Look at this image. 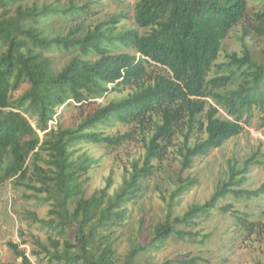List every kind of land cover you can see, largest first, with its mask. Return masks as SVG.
Segmentation results:
<instances>
[{"label": "trees", "instance_id": "16d2710c", "mask_svg": "<svg viewBox=\"0 0 264 264\" xmlns=\"http://www.w3.org/2000/svg\"><path fill=\"white\" fill-rule=\"evenodd\" d=\"M24 1L0 0V184L27 179V190L53 201L52 218L37 220L55 234L48 235L46 244L36 241L47 264H117L106 231L123 223L129 205L139 198L143 180L152 175L154 163L164 159L176 132L183 138L181 174L192 168L194 159L206 157L237 137L243 125H249L253 108H264V65L253 60L249 49L217 64L222 42L246 14L247 0H139L134 22L146 30L143 34L134 28L119 31L127 19L122 14L86 30L79 25L66 34H53L48 29L52 20L75 21L90 13V4L79 7L70 2L61 8L46 3L23 6ZM255 18L256 25L245 28L244 37L250 31L264 37V12ZM54 52L69 56L60 69L51 56ZM149 68L161 72H149ZM225 68L229 72L221 74ZM236 80L239 83L232 87ZM22 84L29 86L27 91L11 101L10 93ZM125 87L131 89L128 95L98 105L75 126L58 121L47 131L49 122L61 119L59 109L80 108ZM221 111L230 119L220 118ZM28 115L36 118L35 126ZM116 123L134 126L145 149L142 164L132 163L116 191L110 193L109 177L104 188L86 199L80 177L93 160L86 152L74 160L75 147L122 145L131 138L130 132L105 135L99 131ZM38 132L44 133L43 139ZM250 163L231 168L228 180L209 201L172 217L174 199L195 183L178 178L167 203L166 220L146 233L145 242L141 241V220L139 235L123 264H138L141 254L170 239L200 236L193 229L229 195L238 199L263 195L264 185L256 191L239 189ZM76 196L79 199L70 211L68 204ZM221 211L230 212L244 231L252 232L257 226L242 219L231 205ZM8 247L21 264H32L17 244ZM201 262V258H189L164 264Z\"/></svg>", "mask_w": 264, "mask_h": 264}, {"label": "rangeland", "instance_id": "374dc122", "mask_svg": "<svg viewBox=\"0 0 264 264\" xmlns=\"http://www.w3.org/2000/svg\"><path fill=\"white\" fill-rule=\"evenodd\" d=\"M138 1L25 0L21 5L41 6L46 3L65 8L70 2L79 7L90 4V13H84L75 21L52 20L48 29L53 34L60 31L66 34L70 27L79 25L86 30L118 14L127 16V19L120 23L119 31L134 28L143 34L146 30L138 28L134 22V7ZM260 12H264V0H247L246 14L222 42L217 64H224L227 56L232 53L242 56L245 49H249L253 60L257 64L264 65V37L258 36L253 31L243 36L245 28L249 29L256 25L255 14ZM51 56L55 58L57 69L62 68L69 60V56L65 54L54 52ZM149 72L160 73L161 71L149 68ZM227 72L229 70L225 68L221 74ZM238 83L239 81L236 80L231 86L235 87ZM28 87L27 84L20 85L16 91L10 93V100H17ZM130 92L131 89L125 87L120 92L109 94L103 99L92 101L80 108L70 106L63 111L59 109L58 114L62 112L61 119L54 118L52 122H49L47 131L56 127L58 121H61L63 126H75L81 118L91 114L98 105L124 97ZM27 118L35 126L36 118L29 115ZM220 118L230 119L222 111ZM133 128V125L120 123L99 128V131L105 135L130 132L131 138L120 146L78 145L75 147L78 151L73 157L74 160H77L84 152L93 160L87 172L80 177L84 198L88 199L96 191L104 188L109 177L112 178L110 193L116 191L123 179L127 178L132 163L142 164L145 149ZM43 134L38 132L40 140L43 139ZM182 142V135L177 131L165 151L164 159L159 163L155 162L152 175L143 180V189L139 198L129 205L123 223L106 231L111 235L117 264L124 263L132 241L139 235L141 220H143L142 242L147 239L146 233L166 220L167 203L178 186V178H191L195 183L174 199L172 217L181 216L190 207L203 205L209 201L217 188L228 180L231 168L241 169L247 160H251L250 169L239 189L256 191L264 185V108L263 110L253 108L249 125H243L242 132L237 137L228 140L220 148L214 149L206 157L194 159L192 168L179 174L181 159L179 152L182 149ZM31 162L30 160L29 163ZM39 165L46 168V165L41 162ZM16 182L11 180L0 184V264H21L22 260L9 249V243L17 244L32 264H47L45 255L40 251L36 241L46 244L48 235L55 236V234L37 220L47 221L52 218L49 212L53 209V201H44L45 194L27 190L25 188L27 179L20 181L19 184ZM77 199L79 196L69 202L70 211L75 207L74 200ZM226 205H231L233 210L239 212L242 219L256 223L254 230L252 232L242 230L240 223L232 217L230 212L221 211V208ZM193 232L201 233L200 236L183 241L170 239L164 246L141 254L136 262L164 264L179 259L201 258L204 262L200 264H264V194L251 199L227 196L216 204L207 219L200 220Z\"/></svg>", "mask_w": 264, "mask_h": 264}]
</instances>
